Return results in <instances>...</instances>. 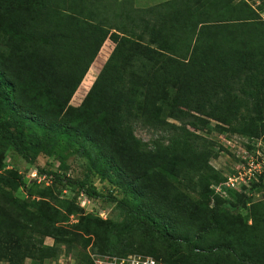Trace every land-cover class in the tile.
<instances>
[{
    "label": "trees",
    "instance_id": "obj_1",
    "mask_svg": "<svg viewBox=\"0 0 264 264\" xmlns=\"http://www.w3.org/2000/svg\"><path fill=\"white\" fill-rule=\"evenodd\" d=\"M262 13L264 0H166L146 8L138 7L135 0H0V29L2 33L15 29L21 45L34 49L54 82L47 77L42 80L33 77L34 81L31 78L29 83L34 87L48 82L53 96L63 102V108L105 41L112 39L115 48L88 94L84 108L88 107L91 97L98 95L100 106L103 103L105 106L98 107L95 115L99 116L100 123L111 127L110 139L121 136L129 153L143 161L142 180H155L154 192L161 189L174 195L173 182L165 178V173L180 183L183 179L200 182L203 178L209 182L204 169L216 170L204 161L193 168L192 159L195 161L193 156L198 150L189 141L190 131L168 119L184 120L187 115L198 113L228 126L232 132L249 137L264 136ZM5 19L11 25L3 29ZM140 28L142 32L137 33ZM19 78L24 80L16 77L13 83L0 73V88L8 94H19L16 87ZM66 109L64 114L68 116L71 107ZM85 109L78 122H86L87 116H92L86 115ZM136 109L154 126L166 123L163 134L170 135L150 144L138 138L129 127L131 119L138 115ZM197 120L203 124L209 122L204 117ZM198 122L192 124L197 127ZM67 129L71 133V128ZM74 135L77 139L68 141L77 143L82 139L81 150L93 138L87 133L74 132ZM0 139L29 163H35L48 150L45 138L19 131L1 120ZM199 152L208 159L216 157L213 151ZM211 173L209 178H218ZM15 180L0 172V262L24 264L27 258L44 260L56 251L54 246L46 244L45 238L69 241L74 226L68 229L64 223L82 207L61 199L58 194L51 195L49 200L13 197L4 186L17 188L23 179H18L16 185ZM55 182L78 186L90 198H107L86 180H74L67 174L55 173ZM203 188L206 191L209 186ZM50 189L47 187L43 192ZM143 193L152 200L153 195L145 187ZM110 198L118 202L128 220L120 223L82 215L76 225V230L87 232L90 222L101 227L97 253L123 256L142 252L127 247L132 229H142L165 243L169 257L145 254L168 264H178L173 258L182 244L193 264H213L217 257L228 254L236 264H264V231L260 229L247 235L244 230L231 226L228 219L225 221L224 213L228 215L237 208L227 199L219 198L212 207L206 206L208 224L203 227L205 233H223L224 228L229 229L224 243L199 249L192 240L180 239L156 221L153 216L162 219L167 210L165 206L148 202L152 207L148 211L137 199L128 202ZM245 198L246 195L239 201L240 208L246 205ZM185 205L176 201L172 208L182 213Z\"/></svg>",
    "mask_w": 264,
    "mask_h": 264
},
{
    "label": "rangeland",
    "instance_id": "obj_2",
    "mask_svg": "<svg viewBox=\"0 0 264 264\" xmlns=\"http://www.w3.org/2000/svg\"><path fill=\"white\" fill-rule=\"evenodd\" d=\"M163 1L166 0H135V3L140 8H146ZM262 16L264 17V13ZM9 25L11 24L6 19L2 22L3 29ZM14 30L2 33L0 29V73H4L13 83L16 77L21 76L24 80L21 81L19 78L16 82L19 94H8L7 90L0 88V120L9 123L19 131L31 132L45 138L48 150L41 153L35 163H29L5 140L0 139V172L12 179L16 178L15 185L18 179H23L17 184V188L6 185L4 189L13 197L31 201L42 198L49 200L51 195L58 194L61 199L74 201L82 207L78 213L69 215L64 223L68 229L74 226V234L69 236V241L60 242L52 237H46V244L56 248L54 255L44 260L27 258L24 264H91L93 254L97 253L96 246L101 227L90 222V231L87 232L82 229L76 230V225L82 215L120 223L128 220L127 213L118 202L110 198L111 196L128 202L137 199L138 204L141 203L148 211L152 208L147 204L148 202L155 206H165L167 210L161 216L162 219L152 216L161 226L167 227L180 239L192 240L199 249L224 243L229 233V229L226 228L223 229V233L218 231L205 233L203 230V227L208 224V217L205 214L206 206L212 207L219 198L227 199L237 207L232 213L228 215L224 213L223 216L225 221L227 219L230 221L231 226L244 230L247 235L248 232L255 234L260 229L264 231V206L262 205L264 203V172L259 180H249L248 175L239 176V171H243V168H245L243 172L248 173L249 165L246 161H249L250 156L257 154L258 151L264 153V136L249 137L232 132L228 126L200 116L198 113L187 115L184 120L168 119L170 123L184 126L190 131L187 134L189 141L198 150L193 156L195 161L192 159L193 168L201 166L200 161H204L212 165L216 171L211 170V173L204 169L209 182L203 178L200 182L198 180L186 182L183 179L180 183L179 180L176 181L170 174L165 173V178L173 182L171 188L174 190V195L161 189L154 192L155 180H142L145 171L143 161L129 153L123 145L121 136L110 139L111 127L100 123L99 116L95 115L96 109L104 108L105 103L100 106L97 95L91 97L87 102L88 107L84 108L88 94L115 48L112 39L105 41L80 86L63 108V102H58L53 96L48 82L31 87L29 80L33 77L41 80L47 77L52 82L54 79L43 62L34 54V49L21 45L20 36ZM141 32V28L137 29V33ZM146 40H149L148 36ZM68 106L71 107V111L67 116L64 112H67ZM59 107L65 111H61ZM84 109L87 112L86 115L92 116H87L86 122H78ZM55 110L58 111V116ZM136 113L138 115L131 119L129 127L144 142L150 144L153 140L170 135V133L163 134L166 131L164 129L167 126L166 123L154 126L156 124L149 122L148 117L143 116L137 109ZM197 117H204L209 122L200 123ZM94 119L97 120L93 121ZM194 121L198 122L199 126H194L192 124ZM67 128H71V133L67 131ZM74 132L79 135L80 133L92 135L91 143L84 150L80 149L82 139L77 143L68 141V139H77ZM199 151H213L216 157L208 159L198 154ZM41 169L45 172H41ZM55 173L67 174L74 180H86L89 186L94 187L97 192L107 198H90L78 186L56 183ZM210 173L218 178H209ZM229 177H235L234 186L227 183ZM238 177L241 178L235 180ZM207 185L209 189L206 192L203 187ZM47 187L51 189L43 192ZM144 187L153 195L152 200L143 193ZM244 195L247 196V199L245 198L247 203L240 208L239 201ZM176 201L186 203L182 213L172 208ZM249 226H252V229ZM145 231L132 229L129 234L130 244L127 247L142 251H137L136 254L149 253L162 258L169 257L165 243ZM257 242L256 240L255 243ZM187 254L186 246L182 244L178 255H175L173 260L178 261V264H185V262L193 264ZM218 258L220 257H217L213 264H236L229 254ZM0 264L9 263L2 261Z\"/></svg>",
    "mask_w": 264,
    "mask_h": 264
},
{
    "label": "built area",
    "instance_id": "obj_3",
    "mask_svg": "<svg viewBox=\"0 0 264 264\" xmlns=\"http://www.w3.org/2000/svg\"><path fill=\"white\" fill-rule=\"evenodd\" d=\"M246 163L249 165L248 173L243 172L245 170V168H243V171H239V176L244 177L248 175L249 180H259V177L264 172V153L258 151L257 154L250 156L249 161L247 160ZM241 177L235 180H239ZM234 178L235 177H229L227 183L234 186ZM92 260L94 264H168L164 260L152 255L136 253L123 256L95 253L93 254Z\"/></svg>",
    "mask_w": 264,
    "mask_h": 264
}]
</instances>
